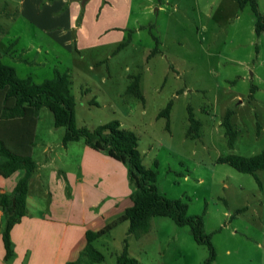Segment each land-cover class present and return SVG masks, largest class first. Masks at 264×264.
<instances>
[{
	"label": "rangeland",
	"instance_id": "1",
	"mask_svg": "<svg viewBox=\"0 0 264 264\" xmlns=\"http://www.w3.org/2000/svg\"><path fill=\"white\" fill-rule=\"evenodd\" d=\"M256 1L264 15V0ZM16 5L14 0H0V32L8 28L4 43L20 36L16 55L30 61L14 64L18 74L32 76L40 83L53 77L54 66L67 69L78 101L77 125L94 128L117 119L123 128L136 132L144 164L157 170L160 193L185 201L189 216L203 217L216 253L211 264H264V169L254 175L218 161L227 154L250 156L264 150V48L256 46L262 32L255 31L251 4L241 7L236 0H136L134 19L124 30L129 46L118 56L114 50L106 55L97 75L75 72L72 55H62L52 45L45 53L46 41L18 16ZM117 23L123 25L124 21ZM33 35L44 45L40 53L37 45L23 49L35 41ZM154 36L162 54L147 60L148 50L156 46ZM106 66L105 86L110 88L104 91L100 90L104 86L100 70ZM126 67L133 73L138 70L145 105L136 94L130 92L133 96L128 97L124 90ZM254 69L258 77L252 79ZM92 82H97V88ZM252 84L259 87L254 99ZM185 85L187 93L178 92ZM82 87L96 91V104L85 100ZM121 91H125L123 96ZM169 100L173 103L167 127V118L159 113ZM188 106L202 122L196 138L187 137ZM228 108L233 110L237 131L233 148L221 125ZM37 130L39 136L53 130L50 139L56 143L65 132L64 127L54 125L47 107L40 110ZM58 149L63 151L62 162L75 161L66 149ZM150 224L148 232L129 236L128 221H120L93 242L105 256L97 264H116L128 236L129 254L139 264H205L209 248L195 241L189 225H178L168 216H155Z\"/></svg>",
	"mask_w": 264,
	"mask_h": 264
},
{
	"label": "crops",
	"instance_id": "2",
	"mask_svg": "<svg viewBox=\"0 0 264 264\" xmlns=\"http://www.w3.org/2000/svg\"><path fill=\"white\" fill-rule=\"evenodd\" d=\"M14 2L17 4L18 16L36 28L41 38L46 41L44 52L48 53L52 45L62 55L64 52L70 53L74 60L75 72L92 71L97 75V70L102 67L106 55L114 50L113 54L118 56L129 46L126 43L119 48L126 38L124 30L131 26V20L134 19L133 8L136 0H14ZM119 19L121 23L124 21L123 25L117 23ZM7 31L8 28L0 32V55L5 64L16 69L15 63L20 60L28 63L30 60L16 55L19 35L13 39L9 38V43L3 42ZM32 38H35L34 35ZM263 38L262 32L256 46L264 48ZM36 45L37 52H42L44 45L41 41H36V38L29 43L28 49L26 47L23 49L28 51ZM159 50L153 54V49H149L146 59L162 54L160 46ZM6 57L8 61L5 60ZM55 69L59 68L54 66L53 72ZM126 70L128 74L122 76L126 84L124 90L127 92L134 76L139 73L138 70L133 73L128 67ZM147 70L151 71V68L148 67ZM166 72L169 73L170 70ZM100 73L103 74L101 83L104 85L100 90L105 91L110 88L105 86L108 67L102 68ZM257 74L256 69L252 70L251 78L258 77ZM26 77H31L34 81L32 76ZM70 77L72 79L71 74ZM92 83L97 88V82ZM139 86L143 93L141 77ZM251 87L255 89L252 93L254 99L259 87L254 84ZM81 90H84L83 97L85 96L90 105L97 103L96 91L92 92L88 87H82ZM187 90L185 85L180 87L178 92L187 93ZM125 91H121V96ZM190 92H193V89ZM127 93L128 97L133 96L132 93ZM143 96L145 97L144 93ZM136 97L145 105L141 98ZM77 107L76 99V114ZM39 121L40 115L32 147V157L37 163V169L29 181L27 214L11 230L14 255L8 260L5 259L2 241L5 217L0 207V264H68L76 261L87 244L86 232L104 228L122 216L125 209L132 205L130 196L133 186L129 179L128 167L123 162L91 148L83 140L70 141L64 145V134L61 141L56 143L50 139L53 130L39 136L37 130ZM0 131V136L10 138L7 130L2 128ZM58 147L66 149L68 155L70 153L75 157V161L62 162L63 151ZM23 175V169L9 176L0 174V198L1 194L11 193Z\"/></svg>",
	"mask_w": 264,
	"mask_h": 264
},
{
	"label": "trees",
	"instance_id": "3",
	"mask_svg": "<svg viewBox=\"0 0 264 264\" xmlns=\"http://www.w3.org/2000/svg\"><path fill=\"white\" fill-rule=\"evenodd\" d=\"M236 1L241 7L247 3L251 4L256 16L255 31L257 34L263 32L264 15L260 12L257 1ZM154 39L156 46L153 48V54L160 51V42L156 36ZM127 42L128 39L124 40L119 48ZM139 82L138 74L134 76L127 91L136 94L144 102ZM172 103L173 100L169 101L159 114L167 118V127H169ZM43 107H47L52 112L56 127L65 128L64 145L70 141L83 140L91 148L123 162L128 167L129 179L133 186L130 196L132 205L125 209L122 216L104 228L98 231L88 230L84 250L76 261L68 264H96L104 261V254L94 246L93 241L107 234L123 220L129 221L127 231L129 236H141L149 231L150 221L155 216H168L178 225H189L195 241L209 248L210 254L205 264H211L216 253L211 235L205 231L203 217L189 216L185 201L181 198L172 199L160 193L156 183L157 170L144 164L136 132L123 128L117 119L94 128L79 127L76 123V99L71 92V77L68 71L55 69L52 78L37 83L31 77H20L13 66L2 61L0 55V130L3 128L10 134V138L0 136V174L9 176L19 169L24 170V175L17 182L14 190L11 193L1 194L0 198V207L5 217L2 231L5 259L8 260L14 255L11 230L27 214L29 181L37 169V163L32 157V147L40 110ZM232 116L233 110L228 109L221 121L230 148L234 147L237 138ZM188 122L187 137H199L202 122L195 116L191 106H188ZM218 161L228 163L240 172L255 175L258 170L264 169V150L250 156L227 154L219 157ZM256 179L261 186V180L258 177ZM128 238H125L123 251L117 256V263L139 264L138 260L129 254Z\"/></svg>",
	"mask_w": 264,
	"mask_h": 264
},
{
	"label": "built area",
	"instance_id": "4",
	"mask_svg": "<svg viewBox=\"0 0 264 264\" xmlns=\"http://www.w3.org/2000/svg\"><path fill=\"white\" fill-rule=\"evenodd\" d=\"M263 37H264V31H263ZM263 44H264V38H263Z\"/></svg>",
	"mask_w": 264,
	"mask_h": 264
}]
</instances>
